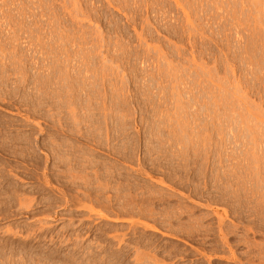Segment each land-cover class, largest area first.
<instances>
[{"label":"rangeland","instance_id":"rangeland-1","mask_svg":"<svg viewBox=\"0 0 264 264\" xmlns=\"http://www.w3.org/2000/svg\"><path fill=\"white\" fill-rule=\"evenodd\" d=\"M0 97V264H264V0H0Z\"/></svg>","mask_w":264,"mask_h":264},{"label":"bare ground","instance_id":"bare-ground-1","mask_svg":"<svg viewBox=\"0 0 264 264\" xmlns=\"http://www.w3.org/2000/svg\"><path fill=\"white\" fill-rule=\"evenodd\" d=\"M4 54H5V53H4ZM14 55H15V54H14ZM73 55H74V54H73ZM1 59H2V58H1ZM14 62H15V61H14ZM18 62H19V61H18ZM35 63H36V62H35ZM5 65H6V64H5ZM13 66H14V65H13ZM49 68H50V66H49ZM4 69H5V68H4ZM58 70H60V69H58ZM80 70H81V69H80ZM4 72H5V71H4ZM4 72H3V73H4ZM61 72H62V71H61ZM70 72H71V71H70ZM8 74H9V73H8ZM36 74H37V73H36ZM85 74H86V73H85ZM78 75H79V74H78ZM95 75H96V74H95ZM9 76H10V75H9ZM36 76H37V75H36ZM61 78H62V77H61ZM63 78H64V77H63ZM83 78H84V77H83ZM85 78H86V77H85ZM22 79H23V78H22ZM69 80H70V79H69ZM98 81H99V80H98ZM104 81H105V80H104ZM66 83H67V82H66ZM95 84H96V83H95ZM97 86H98V85H97ZM3 87H4V86H3ZM17 88H18V87H17ZM107 89H108V88H107ZM58 90H59V89H58ZM159 90H160V89H159ZM18 91H19V90H18ZM35 91H36V90H35ZM108 91H109V90H108ZM147 91H148V90H147ZM1 92H2V91H1ZM110 93H111V92H110ZM2 95H3V94H2ZM6 95H7V94H6ZM6 95H5V98H6ZM28 95H29V94H28ZM3 96H4V95H3ZM3 96H2V97H3ZM0 98H1V97H0ZM178 98H179V97H178ZM1 99H2V98H1ZM6 99H7V98H6ZM8 100H9V99H8ZM126 102H127V101H126ZM43 103H44V102H43ZM71 103H72V102H71ZM42 106H43V105H42ZM67 106H68V105H67ZM76 106H77V105H76ZM50 107H51V106H50ZM126 107H127V106H126ZM70 108H71V107H70ZM71 109H72V108H71ZM78 109H79V108H78ZM168 110H169V109H168ZM161 111H162V110H161ZM33 112H34V111H33ZM73 114H74V113H73ZM97 115H98V114H97ZM74 119H75V118H74ZM28 121H29V120H28ZM77 122H78V121H77ZM134 122H135V121H134ZM43 124H44V123H43ZM185 124H186V123H185ZM7 127H8V126H7ZM26 127H27V126H26ZM189 130H190V129H189ZM162 132H163V131H162ZM52 133H53V132H52ZM74 133H75V132H74ZM31 136H32V135H31ZM11 137H12V135H11ZM179 137H180V136H179ZM10 139H11V138H10ZM6 140H7V139H6ZM13 140H14V139H13ZM172 140H173V139H172ZM0 141H1V140H0ZM14 141H15V140H14ZM16 141H17V140H16ZM16 141H15V142H16ZM28 141H29V140H28ZM7 142H8V141H7ZM7 142H6V143H7ZM12 142H13V141H12ZM12 142H10V143H12ZM17 142H18V141H17ZM17 142H16V143H17ZM29 142H30V141H29ZM29 142H28V143H29ZM93 142H94V141H93ZM8 143H9V142H8ZM30 143H32V142H30ZM65 143H66V142H65ZM17 144H18V143H17ZM11 145H12V144H11ZM15 145H16V144H15ZM15 145H14V146H15ZM8 146H9V145L6 144V146H5V147L3 146V147H4V149H6V147H8ZM12 146H13V145H12ZM34 146H35V145H33V143H32V145H29V144H28V148H25V149H27V150L30 149V151H31V150H33ZM116 146H117V145H116ZM15 147H16V146H15ZM35 147H36V146H35ZM52 147H53V146H52ZM55 147H56V146H55ZM55 147H54V148H55ZM11 148H12V147H11ZM13 148H14V147H13ZM13 148H12V149H13ZM17 148H18V146H17ZM4 149H3V150H4ZM21 149H22V151H23V148H21ZM25 149H24V150H25ZM56 149H57V148H56ZM10 150H11V149H10ZM19 150H20V149H19ZM19 150H18V151H19ZM27 150H26V151H27ZM51 150H52V149H51ZM53 150H54V149H53ZM7 151H8V149H7ZM22 151H21V153H23ZM54 151H55V150H54ZM9 152H10V151H9ZM11 152H12V151H11ZM15 152H16V150H15ZM16 153H17V152H16ZM16 153H13V154H16ZM19 153H20V152H19ZM42 153H43V152H42ZM66 153H67V151H66ZM30 154H31V153H30ZM54 154H55V153H54ZM23 155H24V154H23ZM66 157H67V156H66ZM177 157H178V156H177ZM22 158H23V157H22ZM47 158H48V157H47ZM75 158H76V157H75ZM38 159H39V158H38ZM44 159H45V158H44ZM32 160H33V159H32ZM36 161H37V160H36ZM76 161H77V160H76ZM38 162H39V160H38ZM39 165H40V163H39ZM136 166H137V165H136ZM79 167H80V166H79ZM188 167H189V166H188ZM111 172H112V171H111ZM89 175H90V174H89ZM79 178H80V177H79ZM3 179H4V178H3ZM119 180H120V179H119ZM4 181H5V180H4ZM7 182H8V181H7ZM3 183H4V182H3ZM46 183H47V182H46ZM0 184H1V183H0ZM65 184H66V183H65ZM5 185H6V184H5ZM1 186H2V185H1ZM11 186H12V185H11ZM11 186H10V187H11ZM6 187H7V186H6ZM4 188H5V187H4ZM13 188H14V187H13ZM13 188L11 189V191L13 190ZM1 189H2V188H0V190H1ZM5 189H6V188H5ZM7 189H8V188H7ZM14 189H15V188H14ZM8 190L10 191V188H9ZM0 192H1V191H0ZM7 192H8V191H7ZM13 192L16 193V190H14ZM89 192H90V191H89ZM1 194L5 195L6 193L2 192ZM1 194H0V195H1ZM23 196H24V195H23ZM23 196H22V198H23ZM0 197H1V196H0ZM2 197H3V196H2ZM20 197H21V195H20ZM25 197H26V196H25ZM135 197H136V196H135ZM115 198H116V197H115ZM18 199H19V198H18ZM127 199H128V198H127ZM90 200H91V199H90ZM1 201H2V200H1ZM17 201H18V200H17ZM17 201H16V202H17ZM126 201H127V200H126ZM126 201H125V202H126ZM5 202H6V201H5ZM19 202H20V201H19ZM29 202L31 203V201H29ZM10 203H15V202H10ZM21 204H22V201H21ZM23 204H24V203H23ZM23 204H22V205H23ZM2 205H3V204H2ZM5 205H6V204H5ZM17 205H18V204H17ZM19 205H20V204H19ZM24 206H25V205H24ZM20 207H21V205H20ZM20 207H19V208H20ZM25 207H26V206H25ZM129 207H130V206H129ZM1 208H2V207H1ZM27 208H28V207H27ZM131 209H132V208H131ZM10 210H11V209H10ZM24 210H25V209H24ZM4 212H5V211H4ZM2 213H3V212H2ZM21 215H22V214H21ZM17 228H18V227H17ZM9 230H10V232H12L11 229H9ZM9 230H8V231H9ZM18 232H19V231H18ZM22 232H23V231H22ZM14 233H15V232H14ZM10 234H11V233H10ZM15 234H16V233H15ZM15 234H14V235H15ZM78 234H79V233H78ZM12 235H13V234H12ZM17 235H18V234H17ZM37 238H38V237H37ZM71 239H72V238H71ZM122 239H123V238H122ZM37 240H38V239H37ZM65 245H66V244H65ZM42 246H43V245H42ZM84 248H85V247H84ZM10 250H11V249H10ZM2 251H3V250H0V255H1V252H2ZM3 252H4V251H3ZM9 252H10V251H9ZM10 253H11V252H10ZM12 253H13V252H12ZM14 253H15V251H14ZM20 253H21V252H20ZM22 254H23V255H26L27 257H28V256H31L30 260L28 259L29 257L27 258V259H28V260H26L27 263L35 264V262H34V256H33V255H34L33 251H31V250H29V251L26 250V251H25L24 253H22ZM58 254H59V253H58ZM58 254H57V255H58ZM69 254H70V253H69ZM10 255H11V254H10ZM10 255H9V256H10ZM35 255H36L35 258H37V255H38V254L36 253ZM73 255H74V254H73ZM38 256H39V255H38ZM41 256H42V255H41ZM6 257H7V256H6ZM6 257H5V258H6ZM11 257H13V256H11ZM24 257H25V256H24ZM24 257H23V258H24ZM32 257H33V258H32ZM43 257H44V256H43ZM8 258H9V257H8ZM41 258H42V257H41ZM1 259H4V258H1ZM13 259H14V258H13ZM21 259H22V257H21ZM38 259H39V257H38ZM53 259H54V258H53ZM136 259H137V258H136ZM5 260H6V259H5ZM7 260H8V259H7ZM9 260L11 261L12 258L9 259ZM9 260H8V261H9ZM22 260H23V259H22ZM22 260H21V262H23ZM36 260H37V259H36ZM36 260H35V261H36ZM13 261H14V260H13ZM37 261H38V260H37ZM37 261H36V262H37ZM136 261H137V260H136ZM19 262H20V261H19ZM26 262H25V263H26ZM39 262H40V260H39ZM41 262H42V263L44 262V264H58V263H54L53 260L48 259L47 256H45V258H44ZM138 262H139V261H138ZM11 263H12V261H11ZM11 263H10V264H11ZM23 263H24V262H23ZM2 264H4V263H3V260H2ZM5 264H6V262H5ZM14 264H16V262H15ZM37 264H38V263H37ZM59 264H61V263H59Z\"/></svg>","mask_w":264,"mask_h":264}]
</instances>
